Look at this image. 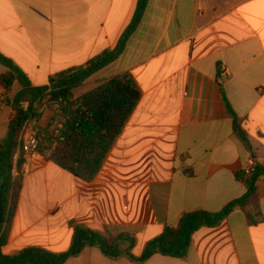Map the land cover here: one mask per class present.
Segmentation results:
<instances>
[{"label":"crops","instance_id":"1","mask_svg":"<svg viewBox=\"0 0 264 264\" xmlns=\"http://www.w3.org/2000/svg\"><path fill=\"white\" fill-rule=\"evenodd\" d=\"M138 1L0 0V53L32 86H48L51 77L114 50ZM8 71L0 64V77ZM125 73L142 98L93 180L48 154L25 159L4 253L65 254L76 224L133 232L134 259L86 247L64 264H264V0H149L123 53L84 84ZM21 89L0 83V98L12 102ZM232 113L250 150L234 135ZM54 114L52 107L44 110L37 123L42 132ZM13 115L0 104V139ZM250 158L262 171L255 223L236 207L220 225L198 230L185 258L137 261L185 213H218L244 197L237 176Z\"/></svg>","mask_w":264,"mask_h":264},{"label":"trees","instance_id":"2","mask_svg":"<svg viewBox=\"0 0 264 264\" xmlns=\"http://www.w3.org/2000/svg\"><path fill=\"white\" fill-rule=\"evenodd\" d=\"M148 3L149 0L138 1L132 23L114 50L96 57L86 67L73 68L51 77L48 86H32L27 75L0 53V64L9 70L0 77V83L9 88L17 82L22 88L12 102L6 99L14 115L8 124L6 138L0 139V198L6 219V225H0V264H64L68 259L80 255L86 247L99 248L112 259H134L132 250L136 246V237L133 232L116 233L112 229L100 232L76 224H73L71 248L65 254L28 248L10 257L4 253V248L22 190L25 152L21 145V134L25 123L34 121L40 135V154H48L49 160L78 177L93 180L138 107L142 93L130 73L103 80L95 89L80 97L74 95V90L119 58ZM48 91L49 100L46 102ZM47 107L54 108L55 114L52 123L42 132L37 123ZM233 118L235 137L250 150L247 132L235 115ZM261 175L259 167L250 177L239 174L238 179L247 188L244 197L218 213L203 210L185 213L177 226L167 227L158 238L149 242L137 261L144 262L154 255L185 258L193 235L201 228L220 225L236 207L242 208L248 220L255 223L259 209L256 184Z\"/></svg>","mask_w":264,"mask_h":264},{"label":"built area","instance_id":"3","mask_svg":"<svg viewBox=\"0 0 264 264\" xmlns=\"http://www.w3.org/2000/svg\"><path fill=\"white\" fill-rule=\"evenodd\" d=\"M49 93L47 92L48 97L46 102L49 100ZM6 102L5 97L0 98V104H4ZM21 145L25 152V159L31 157L32 155H36L39 153V145H40V135L35 128L34 121L29 120L25 123L22 134H21ZM258 168L257 161L254 158H250L248 160L247 166L244 169L243 173L246 177L252 176Z\"/></svg>","mask_w":264,"mask_h":264},{"label":"rangeland","instance_id":"4","mask_svg":"<svg viewBox=\"0 0 264 264\" xmlns=\"http://www.w3.org/2000/svg\"><path fill=\"white\" fill-rule=\"evenodd\" d=\"M96 87H97V85H94V84H82L79 88H77L74 91V94L78 97L83 96V95L87 94L88 92L92 91L93 89H95ZM14 174L17 175L16 172H14Z\"/></svg>","mask_w":264,"mask_h":264},{"label":"water","instance_id":"5","mask_svg":"<svg viewBox=\"0 0 264 264\" xmlns=\"http://www.w3.org/2000/svg\"><path fill=\"white\" fill-rule=\"evenodd\" d=\"M0 225H6V219L2 212L1 198H0Z\"/></svg>","mask_w":264,"mask_h":264}]
</instances>
